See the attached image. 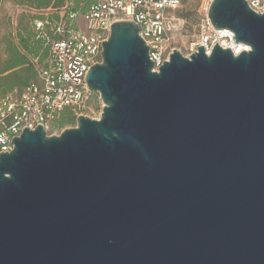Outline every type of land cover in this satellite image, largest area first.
Here are the masks:
<instances>
[{
  "label": "water",
  "instance_id": "obj_1",
  "mask_svg": "<svg viewBox=\"0 0 264 264\" xmlns=\"http://www.w3.org/2000/svg\"><path fill=\"white\" fill-rule=\"evenodd\" d=\"M248 47L173 49L111 24L87 71L98 119L0 152V264H264V13L211 0Z\"/></svg>",
  "mask_w": 264,
  "mask_h": 264
},
{
  "label": "built area",
  "instance_id": "obj_2",
  "mask_svg": "<svg viewBox=\"0 0 264 264\" xmlns=\"http://www.w3.org/2000/svg\"><path fill=\"white\" fill-rule=\"evenodd\" d=\"M245 1L253 11L264 13V0ZM210 2L202 0L206 11ZM180 4L181 0H93L83 14L60 11L57 18L33 19V29L49 46L48 54L37 69V83L0 99V152L12 149V138L24 127L32 130L39 124L46 131L63 109L70 108L76 114L84 106L91 93L86 73L101 61V42L108 39L112 23L129 20L139 26V36L153 61L152 70L158 71L184 27V20L172 14ZM197 27V40L190 43L187 56L200 45L209 54L215 43L230 48L235 55L243 51L233 49V32L214 28L206 15Z\"/></svg>",
  "mask_w": 264,
  "mask_h": 264
},
{
  "label": "trees",
  "instance_id": "obj_3",
  "mask_svg": "<svg viewBox=\"0 0 264 264\" xmlns=\"http://www.w3.org/2000/svg\"><path fill=\"white\" fill-rule=\"evenodd\" d=\"M19 4H23L42 12L45 9L54 11L65 7V12H79L83 14L91 5L93 0H17ZM47 17L57 18V12H50ZM44 15H33L35 18L45 19ZM31 20V21H32ZM17 41H8L4 44L5 57L0 61V76L5 80V88L1 93L16 91L19 93L26 86L38 82V67L43 65V61L48 54V45L42 37L38 36L33 26L29 28L23 27L17 33ZM22 73V77L18 76ZM18 87V89H16ZM7 93L3 94L0 99ZM74 112L70 108L63 109L52 120L53 127H60L65 123H73L75 117Z\"/></svg>",
  "mask_w": 264,
  "mask_h": 264
},
{
  "label": "rangeland",
  "instance_id": "obj_4",
  "mask_svg": "<svg viewBox=\"0 0 264 264\" xmlns=\"http://www.w3.org/2000/svg\"><path fill=\"white\" fill-rule=\"evenodd\" d=\"M66 8L57 10L64 11ZM51 9H45L42 12L29 8L26 5L19 4L17 0H0V61L5 57L4 44L8 41L16 42L17 33L23 27L29 28L32 25V16L42 14L49 15L50 12H57ZM173 16L184 20L183 29L175 36V41L171 45L173 49L187 56L189 53V46L192 41L197 40V24L206 15L205 5L202 0H181L180 7L173 11ZM32 20V21H31ZM18 76L22 77V73ZM5 88V80L0 76V97L9 92H2ZM18 89V87H16ZM102 100L98 92H92L88 96L84 106L73 114L75 117L73 123H65L60 127H53L50 123L46 129L47 135H58L64 129L76 126V117L84 115L91 119H98L102 111Z\"/></svg>",
  "mask_w": 264,
  "mask_h": 264
},
{
  "label": "bare ground",
  "instance_id": "obj_5",
  "mask_svg": "<svg viewBox=\"0 0 264 264\" xmlns=\"http://www.w3.org/2000/svg\"><path fill=\"white\" fill-rule=\"evenodd\" d=\"M233 49L234 50H246V49H248V47L243 45V44H240V43H235L233 45Z\"/></svg>",
  "mask_w": 264,
  "mask_h": 264
},
{
  "label": "crops",
  "instance_id": "obj_6",
  "mask_svg": "<svg viewBox=\"0 0 264 264\" xmlns=\"http://www.w3.org/2000/svg\"><path fill=\"white\" fill-rule=\"evenodd\" d=\"M64 11H65V10H64ZM64 11H63V12H64ZM63 12H61V13H63ZM59 13H60V11H57V15H58Z\"/></svg>",
  "mask_w": 264,
  "mask_h": 264
}]
</instances>
